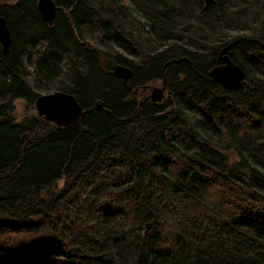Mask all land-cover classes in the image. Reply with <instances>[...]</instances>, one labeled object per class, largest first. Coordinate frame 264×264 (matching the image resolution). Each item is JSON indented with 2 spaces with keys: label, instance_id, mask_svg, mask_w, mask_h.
<instances>
[{
  "label": "trees",
  "instance_id": "1",
  "mask_svg": "<svg viewBox=\"0 0 264 264\" xmlns=\"http://www.w3.org/2000/svg\"><path fill=\"white\" fill-rule=\"evenodd\" d=\"M54 1L52 25L0 3V264H264V0ZM238 38L226 89L209 71ZM53 90L79 120L37 114Z\"/></svg>",
  "mask_w": 264,
  "mask_h": 264
},
{
  "label": "water",
  "instance_id": "2",
  "mask_svg": "<svg viewBox=\"0 0 264 264\" xmlns=\"http://www.w3.org/2000/svg\"><path fill=\"white\" fill-rule=\"evenodd\" d=\"M213 0H205L206 3ZM38 12L45 23L52 25L54 16L58 9L54 0H37ZM240 38L235 39L219 52L220 65L213 67L209 74L211 78L220 83L226 89H238L241 87L245 72L242 67L236 64L229 57L227 52L231 50ZM12 42L11 32L4 16L0 15V46L2 53L7 55ZM180 60V59H179ZM105 70L120 78L124 83H127L133 76V70L130 66L122 65L114 62H109L105 65ZM167 78L164 76L160 87H152L149 99L160 104L165 100V91L167 88ZM146 89L147 86H144ZM135 88L134 92H137ZM35 110L39 116H42L46 121L52 122L57 126H68L79 120L85 112L84 107L78 101L77 97L72 93L65 91H54L47 94H40L35 99ZM96 109H102V102L95 105Z\"/></svg>",
  "mask_w": 264,
  "mask_h": 264
},
{
  "label": "rangeland",
  "instance_id": "3",
  "mask_svg": "<svg viewBox=\"0 0 264 264\" xmlns=\"http://www.w3.org/2000/svg\"><path fill=\"white\" fill-rule=\"evenodd\" d=\"M15 1L16 0H0V3L1 4H13V3H15ZM150 85L154 86V87H160L162 85V80L161 79H157L155 81H152L150 83ZM50 92H54V90L53 91H49V92L39 91L38 93L40 95V94H47V93H50ZM148 93H149V91H148ZM23 104H24V102H21V101L18 102V105H19L20 108L22 107Z\"/></svg>",
  "mask_w": 264,
  "mask_h": 264
},
{
  "label": "flooded vegetation",
  "instance_id": "4",
  "mask_svg": "<svg viewBox=\"0 0 264 264\" xmlns=\"http://www.w3.org/2000/svg\"><path fill=\"white\" fill-rule=\"evenodd\" d=\"M146 86H147V88L145 89V88L143 87V89H144V90H149V96H150L151 88L154 87V86H151V85H146ZM134 90H135V89H134ZM134 93H135V92H134ZM136 93H138V90H137ZM165 95H166V91H165Z\"/></svg>",
  "mask_w": 264,
  "mask_h": 264
}]
</instances>
